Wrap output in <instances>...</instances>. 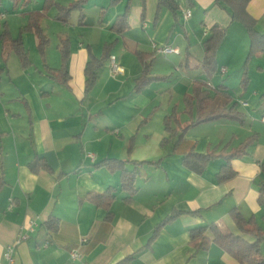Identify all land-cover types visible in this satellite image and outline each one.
<instances>
[{
    "label": "crops",
    "instance_id": "0c3cea01",
    "mask_svg": "<svg viewBox=\"0 0 264 264\" xmlns=\"http://www.w3.org/2000/svg\"><path fill=\"white\" fill-rule=\"evenodd\" d=\"M72 1L57 0L64 6ZM91 1L84 5L81 21L78 11L76 21H70L72 12L66 22L54 18L55 8L42 12L39 27L46 39L42 21L46 26V20L52 19L59 23L58 50L63 40L68 42L66 75L53 76L50 71L61 67L60 51L59 63L41 70L31 60L23 64L8 43L0 41L2 53L9 48L17 55L14 69L8 64L11 53L0 55L6 58L0 80V264H77L73 251L86 264H241L213 241L208 229L205 246L191 242L190 230L215 224L225 233L239 234L230 217L235 209L264 231V207L258 202V187L264 183V103L258 118L247 110L249 100L264 98V52L248 55L244 25L232 21L229 9L215 0H174L176 14L164 7L158 10V0ZM31 11L41 7L25 11V16ZM246 11L264 34V0H248ZM124 13L127 26L117 32L113 24ZM213 26L225 29L224 45L235 35L242 40L235 48L232 39L229 56L218 55L219 48L216 71L207 77L201 67L203 42ZM34 39L38 44L35 33ZM106 45H110L108 55L95 69V81L87 91L86 64L100 60ZM163 47L176 52L157 51ZM247 47L246 53L237 55ZM112 55L123 69L115 76L110 73ZM244 57L249 59L247 81L241 74L233 81L235 89L243 91L237 101L228 94L224 77L237 72ZM146 64L147 76L163 78L137 89L136 80ZM173 72L182 77L185 95L201 81L214 94L230 96L228 102L216 95L204 116L235 103L243 119L220 117L190 125L196 120L195 105L190 114L184 108L179 112L172 102L173 87L161 95L156 86ZM165 96L164 104L158 101ZM173 109L180 128L189 125L177 145L180 129L171 135L164 124ZM252 135L256 139L229 162L236 174L218 182L216 173L225 163L219 155L238 153ZM190 150L214 155L202 174L181 164ZM34 159L45 166L32 170ZM105 159L160 162L140 168L137 191L126 201L119 171L100 164ZM108 187L115 188L110 219L103 207L85 199L88 193H102ZM176 213L151 240L158 225ZM49 218L57 221L55 229L48 228ZM8 247L13 249L11 262L4 255ZM259 248L264 254V240Z\"/></svg>",
    "mask_w": 264,
    "mask_h": 264
},
{
    "label": "trees",
    "instance_id": "16d2710c",
    "mask_svg": "<svg viewBox=\"0 0 264 264\" xmlns=\"http://www.w3.org/2000/svg\"><path fill=\"white\" fill-rule=\"evenodd\" d=\"M2 0H0L1 2ZM22 2L23 6L27 4L30 0H12L13 3ZM87 0H73L68 5H60L57 0H44L41 11H31L28 13V22L22 28L21 32L30 31L34 32L38 37V47L43 55L44 47L47 44L48 40L41 32L39 27V21L43 17L42 12H46L52 8H55L57 13L54 16L55 19L67 21L70 14L73 11H78L80 13V21L83 20L84 16L82 14L84 5ZM220 6L229 9V15L232 21L240 22L244 25L248 38H249V52L248 55L261 51L264 52V34H260L255 27V20L248 14L246 11V5L248 0H215ZM21 3V4H22ZM167 8L171 10L174 14H176L177 4L174 0H158V10L161 8ZM126 14L118 15L113 24L114 29L117 32H121L126 25ZM225 36V29L219 28L218 26H213L210 29V34L208 38L203 42L204 48V58L201 62V67L206 73L207 77H211L216 71V50L220 45L221 41ZM0 41L3 43H8L9 47L19 56L21 62L25 65L29 64L28 55L25 51L22 39L11 38L9 32L6 29L0 30ZM110 45H106L104 47V52L100 60L90 59L85 67L84 73L86 76L85 85L86 90L88 91L95 81V69L101 65L102 61L106 59L108 55V49ZM59 50L61 53V67L55 70H50L53 76L66 75V63L69 56V45L67 40H63L59 46ZM140 58L141 55H140ZM6 61L5 57L0 59V80L2 77V73L4 71L3 64ZM149 65H145L142 75L136 80V88L141 89L149 84L151 81L162 79L161 76H147V69ZM244 81H247V77L244 78ZM206 84L199 81L195 83L193 86L192 94L184 96V112L187 114L191 113L193 106L195 105L197 109L196 120L192 121L190 125L200 123L203 121L213 120L220 117H225L229 119L242 120L243 114L238 112L235 108V103L230 106H223L219 110L209 111L205 116L204 113L208 109V105L214 99L216 95H221L226 98V100L230 101V96L226 93L216 92L213 96H211L206 88ZM193 101L194 104H193ZM227 102V103H228ZM173 123L176 124V127H173ZM166 130L172 135L176 134L180 129V133L178 135L177 141L175 145H177L184 136L185 131L187 130V126L180 128V123L176 115L175 109H173L172 114L165 118L164 120ZM178 127V128H177ZM256 139V135H252L247 138L240 146L238 153L231 152L225 153L222 152L221 157L225 159V163L221 165L219 171L216 173V180L218 182H224L230 178H232L236 173L232 169L230 165V160L240 152L244 151V149L252 143ZM163 144V143H162ZM129 148V147H128ZM214 158L212 154H203L197 153L193 150L185 153L181 158V164L185 166L190 171L202 174L209 164V162ZM159 160L156 162L152 161H141V162H129L125 160L119 159H105L100 164L106 165L111 171H119L120 178V189L125 191L128 195L125 197L126 201H129L131 197L136 193V180L140 175V168L144 164H149L156 166L159 164ZM128 163H131L132 167L129 169L127 167ZM98 164V165H100ZM32 170H36L35 167L38 165H44L40 159H34L31 163ZM262 171H264V164H261ZM1 183V179H0ZM114 187H108L102 193L90 192L86 195L85 199L91 201L97 206L103 207L107 213L106 218H111V212L109 210L110 205L114 199ZM258 202L264 207V183H261L258 187ZM195 213V212H192ZM178 213L172 214L164 219L154 231L151 240H153L159 228L174 219ZM230 217L234 222L239 234L233 233H225L219 229V227L215 224H211L208 227H200L194 228L190 230V240L191 242H196L199 246H205L208 243V237L205 235L206 230L208 229L212 233L213 241L220 245L228 254H230L234 259H236L241 264H264V254L260 252L259 244L262 240H264V231H262L261 227L257 225L253 218L244 219L241 214L233 209L230 212ZM57 221L54 218H49L46 221V224L49 229L56 228ZM252 238L253 241H250L249 238ZM120 264H124L123 261Z\"/></svg>",
    "mask_w": 264,
    "mask_h": 264
},
{
    "label": "rangeland",
    "instance_id": "374dc122",
    "mask_svg": "<svg viewBox=\"0 0 264 264\" xmlns=\"http://www.w3.org/2000/svg\"><path fill=\"white\" fill-rule=\"evenodd\" d=\"M43 1L44 0H30L27 2L26 6L24 5L25 7H22L23 3L21 1H20L22 3V4H20L21 6L19 4L13 3L12 0H2L0 2V13L3 14L2 18L0 19V30L6 29L9 32L11 38L15 39V38L20 37L22 39L23 45L25 44L24 48H25V51L28 55V59L33 62L34 66H36L38 69H41V70H43V68H46L47 66L48 67H54L53 66L54 64L59 63L58 57H59V51L60 50H58V48H57L58 47V40H57V36H56L57 32H58L57 26L59 23L57 21H53L52 19H48V20H46V26H45V22L42 21L43 22L42 28H43V30H44V32H45V34L49 40L48 43L44 47L43 55L41 54L39 47L37 46L38 44H36V41L34 39V33L30 32V31L21 32V30L28 22V14H26V16H27L26 17L25 11L39 9L40 7H42ZM90 2H92V1L90 0L88 5H85V8L87 6H89V4H91ZM53 12H55L54 9L51 11V13L53 14ZM73 12L74 13H72L70 21H76L77 20V16L79 13H77V11H73ZM232 39H233V43H235V48L241 44L242 38H240L237 35L230 37L229 41L227 42V45L226 44L224 45L223 40H222V42L220 43V45L218 46V48L216 50L215 57L217 56L218 50L220 47H221V50H219L220 52L218 55H220L222 57L224 55L229 56L230 53L231 54L233 53V52H231L233 47H229V46H232V42H231ZM1 45L2 44L0 42V51H1L0 55L2 53ZM248 47H249V45H248ZM248 47L246 49L243 48L240 51H238L237 55H239L240 52L243 53L244 50L246 53V51L248 50ZM7 51H9L11 53V55L8 57V59H9L8 64L10 66V69H14V67L12 66V60H16L17 55H15V53L9 48H6L5 50H3L2 55L7 56V53H8ZM245 57L247 58L248 55H245ZM246 58H245L244 62L242 61V63L239 64L238 69H236L237 72L234 73V72L230 71L228 73V75L224 77V82L226 84L225 86L227 88H229L227 91L228 94H230L237 101H238V97H239L238 93L241 92L242 90L239 88L235 89L236 86H235V83L233 81H234V78L241 79L240 74H241L242 80L244 78V75H246V74H244L247 70L245 68V64L247 66V64L249 62V59H246ZM250 64H251V62H250ZM15 65H16V63H15ZM242 67H244V68L242 71H240L242 69ZM183 68H184V66H183ZM181 78H182L181 76L176 75V72H173L170 79H168L166 81H160L156 85V86H160L158 91H163L161 93V95H164V91H165L164 89H166L168 87H173L174 92H173V98H172L173 101L172 102H173V104H176L177 111H179V112H181V110H183V108H185L184 102H183L184 99L182 98V97H184L183 95H185V94H183L184 93V90H183L184 85H182L183 81ZM5 79L6 78H4V80ZM243 85H245V83H242V86H241L242 89H244ZM208 90L212 95L214 94L213 88L208 87ZM187 93L189 95L192 93V91L187 90ZM166 98H168V97H166V96H165V98L160 97L158 99V101H162V104H164L165 103L164 101L166 100ZM215 103H216V100L214 101L213 105ZM262 103H264V98H262L261 95L255 97V98H252L251 100L248 101L247 110L250 111V113H251V115H253V117L258 118L260 116L261 111H262V108L260 107V105ZM236 108H237V104H236ZM180 114H182V116H184L183 113H180ZM185 114L187 115V113H185ZM152 122H154V121L152 120Z\"/></svg>",
    "mask_w": 264,
    "mask_h": 264
},
{
    "label": "built area",
    "instance_id": "2783aa9c",
    "mask_svg": "<svg viewBox=\"0 0 264 264\" xmlns=\"http://www.w3.org/2000/svg\"><path fill=\"white\" fill-rule=\"evenodd\" d=\"M189 16H190V11L186 10L185 13H184V18L187 19ZM157 51L163 52V53L176 52L175 49H172L170 47L158 48ZM109 61H110V73H111L112 76H115L116 74H119V73L123 72L122 67L115 62V57L113 55L109 56ZM262 121H264V117H262ZM12 251H13L12 247H8L6 252H5V254H4L6 259L9 262L12 261V256H11ZM71 257L73 259L78 260L77 264H86L85 262L81 261L80 254H78L75 251L71 252Z\"/></svg>",
    "mask_w": 264,
    "mask_h": 264
}]
</instances>
